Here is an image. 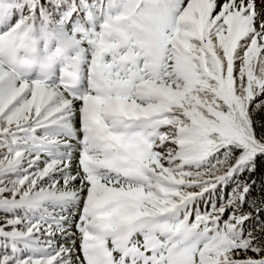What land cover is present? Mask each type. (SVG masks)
Returning a JSON list of instances; mask_svg holds the SVG:
<instances>
[{"label": "snow or ice", "instance_id": "snow-or-ice-1", "mask_svg": "<svg viewBox=\"0 0 264 264\" xmlns=\"http://www.w3.org/2000/svg\"><path fill=\"white\" fill-rule=\"evenodd\" d=\"M0 264H264V0H0Z\"/></svg>", "mask_w": 264, "mask_h": 264}, {"label": "clouds", "instance_id": "clouds-1", "mask_svg": "<svg viewBox=\"0 0 264 264\" xmlns=\"http://www.w3.org/2000/svg\"><path fill=\"white\" fill-rule=\"evenodd\" d=\"M65 54L64 50L60 52H54L50 54V59L47 61H41L37 54L33 52L26 53L27 63L20 64L17 67L22 71H28L29 73L35 72L37 74H44L52 71L59 65L61 58ZM69 71L71 69H68Z\"/></svg>", "mask_w": 264, "mask_h": 264}, {"label": "trees", "instance_id": "trees-1", "mask_svg": "<svg viewBox=\"0 0 264 264\" xmlns=\"http://www.w3.org/2000/svg\"><path fill=\"white\" fill-rule=\"evenodd\" d=\"M257 175H259V173H257Z\"/></svg>", "mask_w": 264, "mask_h": 264}]
</instances>
